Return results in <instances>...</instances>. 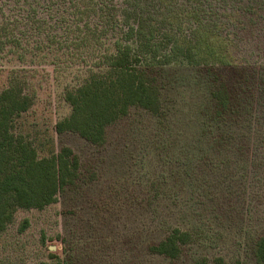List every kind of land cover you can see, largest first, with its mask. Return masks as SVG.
<instances>
[{
  "label": "rangeland",
  "instance_id": "rangeland-1",
  "mask_svg": "<svg viewBox=\"0 0 264 264\" xmlns=\"http://www.w3.org/2000/svg\"><path fill=\"white\" fill-rule=\"evenodd\" d=\"M246 22L238 67L179 60L157 70L163 115L133 108L108 129L104 146L56 130L71 111L66 88L86 76V51L53 45L26 63L0 53V92L16 70L33 97L18 131L41 156L72 148L83 174L56 203L17 210L0 232V264H56V256L70 264H257L253 247L264 235V12ZM215 88L234 96L226 115L216 111ZM174 228L192 236L183 255L151 253Z\"/></svg>",
  "mask_w": 264,
  "mask_h": 264
},
{
  "label": "trees",
  "instance_id": "trees-1",
  "mask_svg": "<svg viewBox=\"0 0 264 264\" xmlns=\"http://www.w3.org/2000/svg\"><path fill=\"white\" fill-rule=\"evenodd\" d=\"M260 12L264 0H0V53H16L26 63L28 56L43 58L53 45L62 52L86 51L92 59L86 76L66 88L71 111L56 130L104 146L108 129L133 108L163 115L157 70L179 60L196 67H238L241 30ZM52 63L55 71L62 70ZM11 71L8 87L0 92V232L17 210L45 209L83 176L72 148L41 156L34 141L18 131L33 97L25 91L28 81ZM212 97L218 114L236 106L227 88H215ZM250 103L251 110L258 104L256 98ZM191 241L189 232L174 228L149 251L177 260ZM253 254L257 264H264V235ZM56 264L70 262L56 256ZM215 264L226 263L218 258Z\"/></svg>",
  "mask_w": 264,
  "mask_h": 264
}]
</instances>
